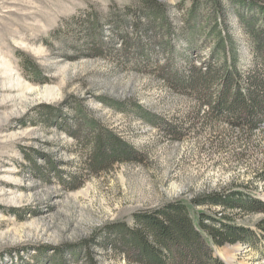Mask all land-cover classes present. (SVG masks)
<instances>
[{
    "label": "rangeland",
    "instance_id": "374dc122",
    "mask_svg": "<svg viewBox=\"0 0 264 264\" xmlns=\"http://www.w3.org/2000/svg\"><path fill=\"white\" fill-rule=\"evenodd\" d=\"M154 1L168 23L145 32V0H0V264H89L79 243L96 231L97 264H136L101 245V228L176 199L195 220L202 212L250 231L249 247L214 246L224 264H264V211L189 202L224 189L264 202V126L249 132L215 119L183 89L197 70L224 67L217 29L247 72L251 38L238 16L264 25V0H221L222 9L213 0ZM166 25L179 35L169 45ZM217 87L209 83L204 99ZM93 132L131 146V159L87 169ZM73 174L80 183L71 189Z\"/></svg>",
    "mask_w": 264,
    "mask_h": 264
},
{
    "label": "trees",
    "instance_id": "16d2710c",
    "mask_svg": "<svg viewBox=\"0 0 264 264\" xmlns=\"http://www.w3.org/2000/svg\"><path fill=\"white\" fill-rule=\"evenodd\" d=\"M149 1L145 0L147 7L150 8L146 14L147 22L143 23L142 27L145 32L156 26L154 21L159 20L157 26L161 28L168 23V15L162 5L154 0ZM236 1L257 5L255 0ZM213 2L219 9L223 8L221 0H213ZM259 8L264 11V6ZM188 17L190 33L187 38L189 44L194 45L196 40L193 29L197 27L199 17L195 13ZM213 17L217 18V16ZM222 17L224 21V16ZM238 18L251 38L252 66L247 72L239 70L236 66V58L233 56L230 36L216 28L213 37L224 67L218 68L214 76H210L211 71H206L207 68L197 70L185 79L183 89L196 94L200 98V103L210 109L213 118L225 119L230 125L252 132L264 126V25L258 24L256 16H238ZM217 22L219 24L221 19L218 18ZM139 24L141 25L140 21L135 24L136 28L140 27ZM166 35L165 45L170 44L172 37H179L168 25H166ZM211 82H216L218 87L214 98L210 99L206 96V100L202 95ZM88 124L93 130L99 126L94 120H88ZM88 147H90L89 157L85 166L92 172L106 170L114 163L129 160L134 153L131 146L125 145L111 133L103 135L100 132H93ZM261 175L264 177V173ZM68 181L75 183L70 187L74 189L80 183L79 175H71ZM189 202L192 206L209 205L220 206L222 209L264 211V202L261 200L243 192L225 189L194 196ZM261 227L264 229L262 224ZM101 230L102 234L98 235L102 246L110 245L116 253L125 256L128 262L136 264H224L213 254L214 246L237 241L245 243L244 241L252 238L247 228L230 223L227 217L200 212L198 219L195 220L188 204L179 199L167 201L152 209L134 212L131 224L113 221L104 225ZM96 232L79 243L86 253L89 264H97L91 249V242H94Z\"/></svg>",
    "mask_w": 264,
    "mask_h": 264
},
{
    "label": "built area",
    "instance_id": "2783aa9c",
    "mask_svg": "<svg viewBox=\"0 0 264 264\" xmlns=\"http://www.w3.org/2000/svg\"><path fill=\"white\" fill-rule=\"evenodd\" d=\"M243 246H247V243H243ZM247 247H249V246H247Z\"/></svg>",
    "mask_w": 264,
    "mask_h": 264
},
{
    "label": "bare ground",
    "instance_id": "6f19581e",
    "mask_svg": "<svg viewBox=\"0 0 264 264\" xmlns=\"http://www.w3.org/2000/svg\"><path fill=\"white\" fill-rule=\"evenodd\" d=\"M236 250L238 251V248H236L235 251H236Z\"/></svg>",
    "mask_w": 264,
    "mask_h": 264
}]
</instances>
